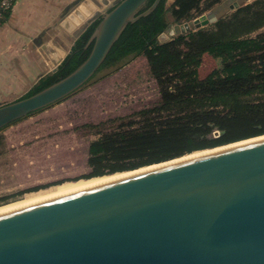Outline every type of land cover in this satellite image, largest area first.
<instances>
[{"label": "water", "instance_id": "obj_1", "mask_svg": "<svg viewBox=\"0 0 264 264\" xmlns=\"http://www.w3.org/2000/svg\"><path fill=\"white\" fill-rule=\"evenodd\" d=\"M148 1L81 0L74 13L87 17L72 44L93 25L86 57L56 81L0 103V129L87 83L126 26L160 0ZM248 1L224 0L169 23L158 39L213 23ZM211 148L0 210V264H264V134Z\"/></svg>", "mask_w": 264, "mask_h": 264}, {"label": "trees", "instance_id": "obj_2", "mask_svg": "<svg viewBox=\"0 0 264 264\" xmlns=\"http://www.w3.org/2000/svg\"><path fill=\"white\" fill-rule=\"evenodd\" d=\"M202 1L175 0L165 8L166 0H160L150 13L126 26L98 72L106 69L111 73L140 55H145L149 67L159 72L172 60L171 40L188 37L196 52L238 41L243 51L242 75L220 80L221 88L167 98L160 105L144 110L141 120L129 121L104 133L89 144L91 175L139 168L220 143L264 134V31H257L264 26V0L248 1L234 9L229 18L213 22V28H198L174 35L171 40L158 39L169 23L190 19L194 11L201 14ZM207 1L205 9L219 0ZM92 30L93 25L75 41L72 52L64 57L57 71L42 76L27 94L74 69L90 49V45L85 46ZM255 31L256 35H251ZM214 130L219 131L218 137Z\"/></svg>", "mask_w": 264, "mask_h": 264}, {"label": "rangeland", "instance_id": "obj_3", "mask_svg": "<svg viewBox=\"0 0 264 264\" xmlns=\"http://www.w3.org/2000/svg\"><path fill=\"white\" fill-rule=\"evenodd\" d=\"M223 1L208 9H205L208 1H202V13ZM233 11L218 14L217 20L229 18ZM198 15L194 11L189 18ZM210 28L213 23L201 27ZM257 31H264V26ZM257 31L251 35L255 36ZM169 46L172 60L159 72L149 67L145 55H140L111 73L106 69L98 72L63 100L2 128L0 207L64 193L74 190L65 189L67 186L132 170L91 175L89 144L129 121L141 120L144 110L160 105L167 98L221 88L220 80L242 75L243 51L238 41L216 44L199 52L191 47L188 37L171 40ZM214 135L218 137L219 131L214 130ZM203 150L208 149L184 156Z\"/></svg>", "mask_w": 264, "mask_h": 264}, {"label": "crops", "instance_id": "obj_4", "mask_svg": "<svg viewBox=\"0 0 264 264\" xmlns=\"http://www.w3.org/2000/svg\"><path fill=\"white\" fill-rule=\"evenodd\" d=\"M80 1L15 0L7 10L0 6V103L25 94L64 59L62 52L72 48L73 33L87 17L74 13Z\"/></svg>", "mask_w": 264, "mask_h": 264}, {"label": "bare ground", "instance_id": "obj_5", "mask_svg": "<svg viewBox=\"0 0 264 264\" xmlns=\"http://www.w3.org/2000/svg\"><path fill=\"white\" fill-rule=\"evenodd\" d=\"M218 147H220V146H217V147H215V148H218ZM214 147L213 148H211V149H215ZM208 150H210V149H208ZM205 151H207V150H203V151H198V152H193V153H191V154H189V155H187V156H193V155H196V154H198V153H201V152H205ZM186 155L185 156H183V157H187ZM143 168H146V167H141V168H138V169H143ZM128 172H130V171H127V172H123V173H116V174H114V173H112V175H107V176H101L100 178H95V179H91V180H86V182H82V183H79V184H77V185H73V186H70V187H68L67 186V188H65V189H68V188H70V189H76V187L77 188H79V187H83V186H86V185H89V184H94V183H98V182H101V181H104V180H107V179H111V178H114V177H118V176H121V175H123V174H126V173H128ZM74 187V188H73ZM49 193V192H48ZM56 195V194H55ZM33 199V198H32ZM28 201H31V199L29 200V199H27V200H25V201H23V202H21V203H18V204H23V203H26V202H28ZM11 204V203H10ZM17 204V205H18ZM13 206H15V204H12V205H6L5 207H0V210H4V209H7V208H10V207H13Z\"/></svg>", "mask_w": 264, "mask_h": 264}, {"label": "built area", "instance_id": "obj_6", "mask_svg": "<svg viewBox=\"0 0 264 264\" xmlns=\"http://www.w3.org/2000/svg\"><path fill=\"white\" fill-rule=\"evenodd\" d=\"M15 0H0V6L2 9L7 10L11 7Z\"/></svg>", "mask_w": 264, "mask_h": 264}]
</instances>
